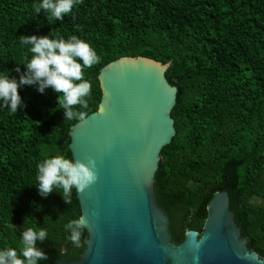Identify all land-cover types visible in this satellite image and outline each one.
Listing matches in <instances>:
<instances>
[{"label":"trees","instance_id":"obj_1","mask_svg":"<svg viewBox=\"0 0 264 264\" xmlns=\"http://www.w3.org/2000/svg\"><path fill=\"white\" fill-rule=\"evenodd\" d=\"M124 56L169 63L177 89L153 183L172 241L225 190L264 256V0H0V264L84 251L67 131Z\"/></svg>","mask_w":264,"mask_h":264},{"label":"water","instance_id":"obj_2","mask_svg":"<svg viewBox=\"0 0 264 264\" xmlns=\"http://www.w3.org/2000/svg\"><path fill=\"white\" fill-rule=\"evenodd\" d=\"M168 65L124 56L99 69L97 109L67 131L85 249L54 264H264L241 236L225 190L209 200L201 233L171 239L153 189L160 151L175 134L177 89L165 77Z\"/></svg>","mask_w":264,"mask_h":264}]
</instances>
